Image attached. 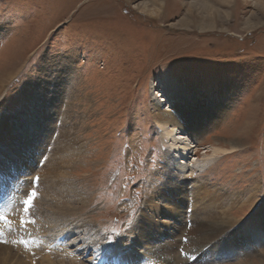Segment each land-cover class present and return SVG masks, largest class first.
I'll use <instances>...</instances> for the list:
<instances>
[{
  "label": "rangeland",
  "instance_id": "obj_1",
  "mask_svg": "<svg viewBox=\"0 0 264 264\" xmlns=\"http://www.w3.org/2000/svg\"><path fill=\"white\" fill-rule=\"evenodd\" d=\"M141 1L0 0V78L5 77L0 182L14 180L8 173L19 174L17 182L27 187L19 193L22 200L36 193L27 212L23 203L6 217L24 221L21 229L42 219L44 232L56 237L34 258L21 254L26 264H153L155 258L147 259L140 246L130 244L145 235L147 218L159 229L174 222L162 213L167 206L160 197L164 192L177 198L168 193L170 183L188 185L190 200L196 194L197 199L219 192L227 199L239 195L232 206L236 219L264 209L259 0L216 2L219 13L209 28L200 24L203 14L185 20L195 13L189 8L193 0H160L158 12L149 15L136 9ZM167 64L163 73L157 68ZM24 103L33 109L30 114ZM156 106L181 118L195 135L177 129L167 135L156 122ZM171 138L185 139L191 150L181 152ZM216 142L231 149L213 154ZM8 147L24 154L11 156ZM179 162L185 171L177 172ZM48 184L53 190L47 195ZM198 184L203 186L197 189ZM250 194L256 208L246 200ZM40 196L53 204H44ZM148 198L161 207L159 214L145 205ZM63 204L76 207L55 209ZM260 219L250 231L256 233L248 240L253 246L196 258L215 243L205 245L207 234L180 236L174 259L183 264L264 262ZM229 254L231 259L225 257ZM161 260L177 264L170 257Z\"/></svg>",
  "mask_w": 264,
  "mask_h": 264
},
{
  "label": "bare ground",
  "instance_id": "obj_2",
  "mask_svg": "<svg viewBox=\"0 0 264 264\" xmlns=\"http://www.w3.org/2000/svg\"><path fill=\"white\" fill-rule=\"evenodd\" d=\"M223 1L224 0H199V2L195 3V1L193 0L191 4L190 5L188 4V5H189V8H192L195 13H193L192 15L191 13H189L185 17V20L192 22L193 20L191 19H195L197 15L203 14L202 17L200 16L199 18L200 24H202V27H207V28L213 27L216 21L217 13H219L218 8L216 7V2L222 3ZM159 3H160V0H142L139 3V6L136 7V9L147 15L152 14L154 12L157 13ZM258 5H259L260 10H263V11H260L261 14L264 15V0H259ZM198 10L200 11V13L198 12ZM251 20L252 19H247L246 24L247 25L253 24ZM3 81H5V77L0 78V85H1V82ZM56 82H55V86L57 87L58 83L56 84ZM55 88L53 91L57 92V89ZM28 105H29L28 103H24V105L22 106L23 107L25 106L24 108L29 109L28 113L30 114L33 111V109L31 110L28 107ZM176 107L178 106H175L174 108ZM56 109H57V106H55V110ZM37 111H39V109L37 110L36 108L35 112ZM155 116L157 117L156 122L158 123V125H161L164 127L165 133L167 135H171L175 131V129L181 130V131L185 130L188 134L192 136L195 135V130H191L189 125L187 126V129H186V127L183 125L184 122H182L181 118H178L175 115H171V114L164 113V112L160 113L158 106H156ZM4 138H5L4 135L1 136L0 134V140L3 141ZM171 139L173 140L174 147L179 149L181 152L191 150V148L189 147V143L185 139L183 140V142L178 140L181 138H177V139L171 138ZM218 145L219 144L217 142L211 145L213 154H218L219 152H224L225 150L231 149V148H226L224 146H218ZM9 153L11 154V156L13 155L18 156L20 153L24 154L21 149L15 148V147L14 148L8 147V154ZM28 154H32L31 156H33V153H28ZM23 163H24V159L22 160V164ZM29 164L31 165V163ZM186 167L187 166L183 162H181V164L179 162L177 165H175V169L177 170V172L185 171ZM27 168L29 169V167ZM18 175L19 174L15 175L14 173L12 174L8 173L7 176L9 178L15 177L14 180L11 179V181H8L9 180L8 179L7 181L0 182V186L5 184L4 189L3 188L1 189L0 187V194H2L0 195V197L2 198L0 201V222L3 221L4 219L6 220L5 221L6 223L4 225H0V264H26V261H23L24 259L20 256L21 254L24 255V257L27 259H29L30 257L34 258V256L39 254L37 253L38 251L44 250V248L42 247L45 246V244H50L51 241L54 242L56 238L54 235L46 234L44 232L46 229V226H43V224H41L42 219L40 220L38 219V222H36L35 225L31 224L30 223L31 221L28 222L29 224L25 222L26 225L25 226L23 225L24 229H21L20 227H22V224L20 222H15L14 218L6 217L7 214H16L17 212H19L22 208V204L24 203V201L22 200L23 198L19 193L22 192L23 187H26V186L24 185L22 187L21 185L22 180L21 181L19 180V182H17L18 181L17 178H19ZM23 179L25 180V178ZM41 184L42 182L40 181V184H39L40 187H41ZM165 186H167L168 193L172 191L171 192L172 196H174V193H176L175 197L177 198L166 197L165 193L161 192L160 197L164 201L165 206H167V209H163L162 213L165 215L169 214V217H171L174 222L170 221V223H166L165 225H163V228L159 229L156 227V223L152 222L150 218H147V220L145 221L146 223L143 226V228L146 230L145 235L143 237H136L134 242L132 241L133 243L130 244V245H133V247L140 246L143 249V254L148 255L147 259L152 260L155 258V262L153 264H162L161 256L166 257V259L170 257L172 259V262H177V264H183L181 260L174 259L175 248H176L175 245L176 243L179 242L180 240L179 238H181L180 236L184 237V236L192 235L193 237L194 234L201 233L200 236L205 237V235L207 234L206 236L208 240L213 241L215 243V248L213 250H210V249L203 250L202 249L201 251H199L196 258H201V257L206 256L207 252L212 254V252L218 250L217 253L218 252L220 253V251L225 252V249H231V250L233 249V251H236L235 248L239 247L238 245L240 244H246L247 246L252 245L248 243V240L252 239L250 237L254 236L256 234L255 233L256 231L254 232L255 233L254 235H251L252 233H250V231L258 228V225L255 224L254 221H256V219L258 218L259 219L261 218L260 219V221H262L261 225L262 226L264 225V211H263L264 209L259 212L255 211L252 215H249L250 217L247 219L246 218L236 219L235 216L232 215L233 214L232 206L236 205V203L239 202V195L237 197H234L232 195L229 199H227L228 198L227 196H223V194L219 192L217 194L204 195L203 197L201 196V194H199L200 199H197L196 197L197 194H196L190 200V197H188V192H189L188 185L183 184V183H180V184L170 183ZM202 186H203L202 184H198L196 188L200 189ZM14 188H17V190L13 191L12 189ZM49 189L51 191L53 190L52 184L46 185V188H45L46 194L48 193ZM162 190H165V189L163 188ZM254 196L255 194H250L247 196L246 200L248 201V204L250 205L252 204L255 207V203L253 204ZM42 198L44 197L40 196L39 200H42ZM170 199H173V201H171ZM39 200L37 201V203L39 202ZM44 200H45L44 204L46 205L48 204V206L53 204V201L51 199H46L45 197ZM3 201H6L4 205L3 203H1ZM145 205L147 207L154 208L153 210L155 211V213H158L161 210V207L159 208L157 206H152L154 205V200L152 198H148L145 201ZM182 206H184L183 211H182ZM64 207L69 208V209H74L76 206L63 204V205H58V206L56 205L55 209L62 210ZM186 217L190 219L189 223L186 222L185 220ZM225 226H232V228L226 232V233L228 232L232 233L231 234L232 237L230 238V236H227L226 233H224L219 238H216L218 235V230ZM248 227H251L252 229H248ZM202 233L204 234L202 235ZM133 252L138 253L139 251L133 250ZM230 256L231 255L229 254L228 256H225V257L230 258ZM130 257L132 258V255H130ZM175 258H178V257L176 256ZM225 262L226 260L219 261L217 263L219 264H244L243 262H233V263H229V262L225 263ZM64 263L65 262L60 261L59 264H64ZM263 263L264 262L259 261V262H251L248 264H263ZM48 264H54V263L50 260ZM68 264H73V263L70 262Z\"/></svg>",
  "mask_w": 264,
  "mask_h": 264
},
{
  "label": "snow or ice",
  "instance_id": "obj_3",
  "mask_svg": "<svg viewBox=\"0 0 264 264\" xmlns=\"http://www.w3.org/2000/svg\"><path fill=\"white\" fill-rule=\"evenodd\" d=\"M170 64V63H169ZM164 65V66H157V68H159L161 70V72L163 73L165 69H167L168 65ZM156 88V84L154 87V90ZM158 92V91H157ZM159 93V92H158ZM5 97H0V101H3ZM36 193L35 192H31L28 196V199L24 202L25 203V207H24V211L27 212L32 204L33 199L35 198ZM24 223V221H22V224ZM232 228V226H225L222 227L218 230V235L216 238H219L220 236H222L224 233H226L227 231H229ZM208 243H210V241H208L206 243V246L208 245Z\"/></svg>",
  "mask_w": 264,
  "mask_h": 264
}]
</instances>
